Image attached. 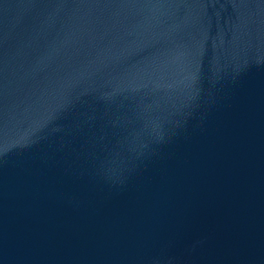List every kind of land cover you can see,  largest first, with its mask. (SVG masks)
Instances as JSON below:
<instances>
[{"label": "water", "instance_id": "water-1", "mask_svg": "<svg viewBox=\"0 0 264 264\" xmlns=\"http://www.w3.org/2000/svg\"><path fill=\"white\" fill-rule=\"evenodd\" d=\"M0 264H264V0H0Z\"/></svg>", "mask_w": 264, "mask_h": 264}]
</instances>
